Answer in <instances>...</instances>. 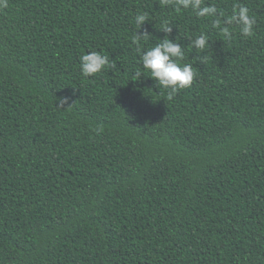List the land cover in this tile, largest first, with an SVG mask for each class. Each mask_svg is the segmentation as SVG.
<instances>
[{
	"label": "trees",
	"instance_id": "16d2710c",
	"mask_svg": "<svg viewBox=\"0 0 264 264\" xmlns=\"http://www.w3.org/2000/svg\"><path fill=\"white\" fill-rule=\"evenodd\" d=\"M206 5L216 16L176 0L0 9V264H264V0ZM241 5L250 36L230 22ZM145 30L142 48L168 35L193 67L171 100L138 63ZM89 50L111 66L84 76Z\"/></svg>",
	"mask_w": 264,
	"mask_h": 264
},
{
	"label": "clouds",
	"instance_id": "9594fccd",
	"mask_svg": "<svg viewBox=\"0 0 264 264\" xmlns=\"http://www.w3.org/2000/svg\"><path fill=\"white\" fill-rule=\"evenodd\" d=\"M202 0H176L178 8H191L198 17H214L217 14V8L214 5L201 6ZM8 7V0H0V9ZM146 22H150L147 13L138 12L135 16L137 29L140 30ZM240 26L241 33L244 36H250L253 33L255 18L249 15V9L246 6H239L235 10L231 21ZM219 26V20L214 21ZM163 32L171 33L172 27L165 26L161 29ZM223 34L230 38L227 27L222 29ZM148 32L137 31L133 37V42L137 44L138 63L142 68L147 70L151 77L163 89L167 90V99L171 100L180 90L190 87L194 79V71L191 64L181 63L184 58L182 45L175 39L162 38L152 47L142 48L139 44L141 37L148 38ZM209 37L201 34L191 41L194 48L201 52L206 51L209 47ZM80 71L84 76H92L100 73L105 68L111 66L109 56L98 50H89L83 53L79 58ZM140 78L143 72L137 73ZM145 76V75H144ZM71 97L62 96L57 98L59 106L70 105Z\"/></svg>",
	"mask_w": 264,
	"mask_h": 264
}]
</instances>
